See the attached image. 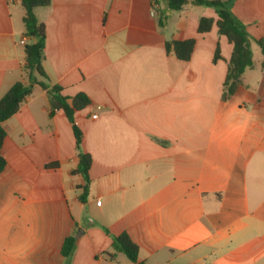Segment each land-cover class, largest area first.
<instances>
[{
  "label": "crops",
  "instance_id": "obj_1",
  "mask_svg": "<svg viewBox=\"0 0 264 264\" xmlns=\"http://www.w3.org/2000/svg\"><path fill=\"white\" fill-rule=\"evenodd\" d=\"M19 6L22 0H0V99L14 84H30L24 66L32 39ZM232 11L264 42V0H236ZM35 14L45 25L49 83L93 102L75 115L81 150L92 158L89 192L82 202L73 125L35 85L3 124L0 264H264L257 43L253 66L225 99L233 45L219 34L213 8L51 0ZM202 18L214 21L206 33ZM188 39L196 42L189 61L167 52L168 41ZM122 234L139 248L136 263L113 248L112 237ZM72 235L68 259L62 247Z\"/></svg>",
  "mask_w": 264,
  "mask_h": 264
},
{
  "label": "trees",
  "instance_id": "obj_2",
  "mask_svg": "<svg viewBox=\"0 0 264 264\" xmlns=\"http://www.w3.org/2000/svg\"><path fill=\"white\" fill-rule=\"evenodd\" d=\"M154 5L159 4L163 0H152ZM169 9L172 11H182L185 6L193 3L197 6H205L213 8L218 14L217 22L219 34L226 36L233 45V54L229 62L228 74L225 82L224 98H229L236 90L240 78L245 71L253 66L252 43L255 42L261 48L264 54V42L255 41L248 34L246 26L234 15L232 9L236 0H164ZM51 0H22V7L25 11L23 18L25 27V36L32 39L26 45V63L24 70L30 81L29 85L22 82L14 84L10 90L0 99V173H2L7 165L6 159L2 154V147L7 132L3 124L11 117L18 113L21 105L26 98L32 93L35 85H39L43 90H47L51 96V106L53 109H59L64 112L70 123L73 125V131L77 141V148L80 150V164L75 174H81L86 181V185L82 187L83 194L80 199L85 202L89 192V170L92 158L89 154L82 152L81 145L83 135L76 124L75 115L77 112L91 106L92 100L86 94H78L70 98L62 94L59 86H51L49 78L43 68L44 49L46 31L45 25L38 21L35 10L37 8L48 7ZM163 19L158 24L163 26ZM214 21L212 19L202 18L199 24V32L206 33L212 28ZM195 40L188 39L184 41H168L166 43L167 52H173L179 60L189 61L195 48ZM219 49L217 50L218 56ZM109 233V231L107 230ZM113 248L124 253L130 261L136 263L138 261L139 248L130 239L127 234L113 236ZM76 248V237L69 236L66 238L62 254L70 259Z\"/></svg>",
  "mask_w": 264,
  "mask_h": 264
},
{
  "label": "rangeland",
  "instance_id": "obj_3",
  "mask_svg": "<svg viewBox=\"0 0 264 264\" xmlns=\"http://www.w3.org/2000/svg\"><path fill=\"white\" fill-rule=\"evenodd\" d=\"M19 12L23 17L24 16V9L21 6H19ZM22 23H23V21H22Z\"/></svg>",
  "mask_w": 264,
  "mask_h": 264
},
{
  "label": "built area",
  "instance_id": "obj_4",
  "mask_svg": "<svg viewBox=\"0 0 264 264\" xmlns=\"http://www.w3.org/2000/svg\"><path fill=\"white\" fill-rule=\"evenodd\" d=\"M21 43L23 44V45H25L26 44V39H23L22 41H21ZM95 118H96V116H94Z\"/></svg>",
  "mask_w": 264,
  "mask_h": 264
}]
</instances>
